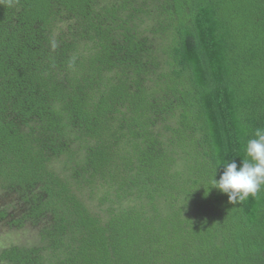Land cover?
<instances>
[{"label":"trees","instance_id":"obj_1","mask_svg":"<svg viewBox=\"0 0 264 264\" xmlns=\"http://www.w3.org/2000/svg\"><path fill=\"white\" fill-rule=\"evenodd\" d=\"M257 128L264 0H0V264H264Z\"/></svg>","mask_w":264,"mask_h":264},{"label":"clouds","instance_id":"obj_2","mask_svg":"<svg viewBox=\"0 0 264 264\" xmlns=\"http://www.w3.org/2000/svg\"><path fill=\"white\" fill-rule=\"evenodd\" d=\"M253 136L246 144L245 159H240V166L235 161L220 164L223 172L218 180L212 178L211 187L226 194L229 203L254 197L264 186V128L255 129Z\"/></svg>","mask_w":264,"mask_h":264},{"label":"rangeland","instance_id":"obj_3","mask_svg":"<svg viewBox=\"0 0 264 264\" xmlns=\"http://www.w3.org/2000/svg\"><path fill=\"white\" fill-rule=\"evenodd\" d=\"M32 239H34L33 232L29 229L13 231L0 225V250L10 245L31 244Z\"/></svg>","mask_w":264,"mask_h":264}]
</instances>
